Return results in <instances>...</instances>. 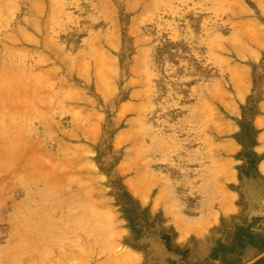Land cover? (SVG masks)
Instances as JSON below:
<instances>
[{
  "label": "rangeland",
  "instance_id": "rangeland-1",
  "mask_svg": "<svg viewBox=\"0 0 264 264\" xmlns=\"http://www.w3.org/2000/svg\"><path fill=\"white\" fill-rule=\"evenodd\" d=\"M263 163L264 0H0V264H264Z\"/></svg>",
  "mask_w": 264,
  "mask_h": 264
},
{
  "label": "bare ground",
  "instance_id": "bare-ground-1",
  "mask_svg": "<svg viewBox=\"0 0 264 264\" xmlns=\"http://www.w3.org/2000/svg\"><path fill=\"white\" fill-rule=\"evenodd\" d=\"M262 168H264V163H263V165H262ZM261 169V168H260ZM224 177H225V175H224ZM153 178V177H152ZM226 178V177H225ZM139 179V178H138ZM143 179V178H142ZM139 181H141V180H139ZM139 183V182H138ZM141 183V182H140ZM142 183H144L143 181H142ZM149 183V182H148ZM149 186V185H148ZM145 189V188H144ZM143 189V190H144ZM146 190H144V192H145ZM220 191V190H219ZM143 192V193H144ZM144 196H146V194L144 193ZM158 198V197H157ZM227 206V205H226ZM228 211V210H227ZM225 212V211H224ZM115 237V236H114Z\"/></svg>",
  "mask_w": 264,
  "mask_h": 264
}]
</instances>
